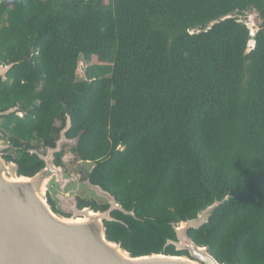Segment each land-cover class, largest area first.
I'll return each instance as SVG.
<instances>
[{
	"label": "trees",
	"instance_id": "obj_1",
	"mask_svg": "<svg viewBox=\"0 0 264 264\" xmlns=\"http://www.w3.org/2000/svg\"><path fill=\"white\" fill-rule=\"evenodd\" d=\"M248 11L261 20L249 52ZM9 63L0 111L26 115L0 117V132L19 175L43 167L27 150L53 147L67 113L86 177L134 213L111 214L109 240L161 253L170 223L230 194L188 236L220 264H264V0H0Z\"/></svg>",
	"mask_w": 264,
	"mask_h": 264
},
{
	"label": "water",
	"instance_id": "obj_2",
	"mask_svg": "<svg viewBox=\"0 0 264 264\" xmlns=\"http://www.w3.org/2000/svg\"><path fill=\"white\" fill-rule=\"evenodd\" d=\"M12 66L13 63L0 64L2 81ZM11 114L26 115L18 106L0 111V117ZM70 128L66 113L53 147L27 150L43 163L32 176L19 175L18 165L4 159V153L13 147L0 132V264H220L209 254L208 246H199L190 239L188 231L207 225L215 211L228 202L230 194L202 203L191 218L170 223L173 239L166 241L161 253L132 256L120 240L108 239L105 223H122L111 214L134 217L133 210H125L108 191L92 184L89 177L84 178L83 186L92 196L104 200L105 210H94L89 204L80 208L77 197L66 193L71 180L55 164V155L63 152L64 146L77 148L81 133L67 138ZM3 139L7 142L2 143ZM52 183L56 190L50 195ZM168 247L174 255L165 253ZM180 252L186 254L178 255Z\"/></svg>",
	"mask_w": 264,
	"mask_h": 264
},
{
	"label": "rangeland",
	"instance_id": "obj_3",
	"mask_svg": "<svg viewBox=\"0 0 264 264\" xmlns=\"http://www.w3.org/2000/svg\"><path fill=\"white\" fill-rule=\"evenodd\" d=\"M106 2V0H104ZM238 19H240L248 29H250L253 33H256L260 24L261 20L259 18V15L255 11H248L245 12L242 16H237ZM93 65H101L99 62H97L96 59L92 60ZM84 64L80 61L77 67L76 71V79L84 80ZM57 128L60 126V123H56L55 125ZM7 141L5 139L2 140V143H6ZM34 146L37 148H40V144L37 142H32ZM63 158L61 160L62 162V169L64 171V174L66 177H68L71 180V184L67 187L66 193L67 195L73 193L77 198L79 199H86L90 198L92 201H96L100 205H105L104 200L97 198L96 196H92L90 192L83 186L82 174H87L90 172V170L93 168V163L91 162H81L78 160L76 155L72 152V147L70 146H64L63 147ZM9 155H13L12 151L8 152ZM56 190L55 184H50L48 193H53V191ZM51 195V194H50Z\"/></svg>",
	"mask_w": 264,
	"mask_h": 264
},
{
	"label": "flooded vegetation",
	"instance_id": "obj_4",
	"mask_svg": "<svg viewBox=\"0 0 264 264\" xmlns=\"http://www.w3.org/2000/svg\"><path fill=\"white\" fill-rule=\"evenodd\" d=\"M58 132L59 131H57L56 132V135L58 136ZM57 136H56V138H57ZM55 138V139H56ZM54 139V140H55ZM40 144V148H37L36 146H35V148H33V149H36V150H38V151H42V150H44L47 146L45 145V144H42V143H39ZM53 144H54V141H53ZM12 151V153H13V155H11V156H13V158L15 159L16 158V155H17V153L14 151V149H12L11 150ZM7 155H9L7 152H5L4 153V156H7ZM32 155H35V154H32ZM62 158H63V156L61 157V160H62ZM55 162H56V155H55ZM63 165V164H62ZM62 165H61V167H62ZM86 177V174L85 173H83L82 174V179H84ZM78 199V202H79V207L81 208V207H83V206H87L88 204L89 205H93V203L95 204V205H97L101 210H105L106 209V207H105V205H100V204H98L96 201H86V200H84V199H79V198H77ZM84 203V204H81V203ZM103 207H105L104 209H103ZM92 208H93V206H92ZM100 209H97V210H100ZM95 210V209H94Z\"/></svg>",
	"mask_w": 264,
	"mask_h": 264
},
{
	"label": "bare ground",
	"instance_id": "obj_5",
	"mask_svg": "<svg viewBox=\"0 0 264 264\" xmlns=\"http://www.w3.org/2000/svg\"><path fill=\"white\" fill-rule=\"evenodd\" d=\"M254 35H255V33H254ZM254 35H251V39L248 41V44H247V52H249V51H251L253 48H251L252 47V43H254Z\"/></svg>",
	"mask_w": 264,
	"mask_h": 264
},
{
	"label": "built area",
	"instance_id": "obj_6",
	"mask_svg": "<svg viewBox=\"0 0 264 264\" xmlns=\"http://www.w3.org/2000/svg\"><path fill=\"white\" fill-rule=\"evenodd\" d=\"M249 33H250V36L254 35V33L250 29H249ZM190 34H192V32H190ZM83 73H84V69H83Z\"/></svg>",
	"mask_w": 264,
	"mask_h": 264
},
{
	"label": "clouds",
	"instance_id": "obj_7",
	"mask_svg": "<svg viewBox=\"0 0 264 264\" xmlns=\"http://www.w3.org/2000/svg\"><path fill=\"white\" fill-rule=\"evenodd\" d=\"M247 27V26H246ZM249 30V29H248ZM249 36H250V33H249ZM252 37L250 36V39H251ZM252 45V47L251 48H253L254 47V43H252L251 44Z\"/></svg>",
	"mask_w": 264,
	"mask_h": 264
}]
</instances>
